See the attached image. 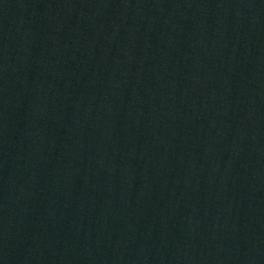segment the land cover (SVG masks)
I'll use <instances>...</instances> for the list:
<instances>
[{
	"label": "water",
	"instance_id": "obj_1",
	"mask_svg": "<svg viewBox=\"0 0 264 264\" xmlns=\"http://www.w3.org/2000/svg\"><path fill=\"white\" fill-rule=\"evenodd\" d=\"M0 264H264V0H0Z\"/></svg>",
	"mask_w": 264,
	"mask_h": 264
}]
</instances>
